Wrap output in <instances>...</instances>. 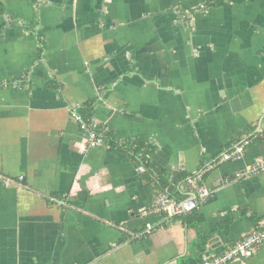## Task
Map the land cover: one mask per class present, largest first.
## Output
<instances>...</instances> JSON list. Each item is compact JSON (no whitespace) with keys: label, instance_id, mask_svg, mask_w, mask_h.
I'll return each mask as SVG.
<instances>
[{"label":"crops","instance_id":"0c3cea01","mask_svg":"<svg viewBox=\"0 0 264 264\" xmlns=\"http://www.w3.org/2000/svg\"><path fill=\"white\" fill-rule=\"evenodd\" d=\"M206 3L0 0V264H180L264 226V175L239 176L264 157V0ZM90 102L102 147L71 115ZM140 139L157 172L214 164L197 227L154 211L119 147Z\"/></svg>","mask_w":264,"mask_h":264},{"label":"built area","instance_id":"2783aa9c","mask_svg":"<svg viewBox=\"0 0 264 264\" xmlns=\"http://www.w3.org/2000/svg\"><path fill=\"white\" fill-rule=\"evenodd\" d=\"M71 115L78 122L81 131L85 134L89 147L104 146L105 139L103 132L97 130L98 126L96 123L84 119L77 109H72ZM244 153V144H237L222 152L216 163L241 158ZM213 167L214 164H209L188 176L187 184L193 190L187 192L186 197L179 198L169 188H166L157 195L153 205L154 211L163 214L164 222H170L174 218L189 214L207 202L212 195V191L204 185V180L207 172ZM140 171H144L143 166L140 167ZM246 175H264V157L256 158L239 174V176ZM261 245H264V226L255 228L219 252L204 255L201 264H231L238 259L250 258Z\"/></svg>","mask_w":264,"mask_h":264},{"label":"trees","instance_id":"16d2710c","mask_svg":"<svg viewBox=\"0 0 264 264\" xmlns=\"http://www.w3.org/2000/svg\"><path fill=\"white\" fill-rule=\"evenodd\" d=\"M224 2V0H207L206 6H217ZM94 103L90 102L85 104L83 107L79 108V113L83 116L86 120H91L92 117V110H93ZM98 131H102L101 129H97ZM108 134L105 132L103 133V137L108 138ZM120 149L124 152L131 153L133 157L136 159L140 166L144 167V171L141 172L143 178L148 180H154L160 191L169 188L175 195L179 198H183L187 196L188 191H192L189 185V190L184 192L179 187V183L181 181L187 183V178L185 174H176L172 177L171 172L162 171L157 172L154 170L152 165V156L155 150V146L148 141L145 140H135L131 143H122L120 144ZM155 171V172H154ZM200 208V207H199ZM199 208L193 210L189 214H184L179 217L184 223H186L189 227H197V225L202 221L203 217L199 211ZM176 219V218H175ZM209 236H205L203 234H199L197 239L193 243V248L191 254L183 259H181L180 264H201L203 256L206 252L207 244H208Z\"/></svg>","mask_w":264,"mask_h":264}]
</instances>
